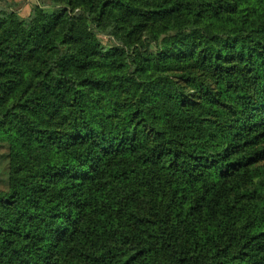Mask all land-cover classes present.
<instances>
[{
	"label": "trees",
	"instance_id": "obj_1",
	"mask_svg": "<svg viewBox=\"0 0 264 264\" xmlns=\"http://www.w3.org/2000/svg\"><path fill=\"white\" fill-rule=\"evenodd\" d=\"M51 2L0 8V264H264V0Z\"/></svg>",
	"mask_w": 264,
	"mask_h": 264
},
{
	"label": "rangeland",
	"instance_id": "obj_2",
	"mask_svg": "<svg viewBox=\"0 0 264 264\" xmlns=\"http://www.w3.org/2000/svg\"><path fill=\"white\" fill-rule=\"evenodd\" d=\"M39 7L45 10L53 9L51 0H0V8L15 12L20 19H27L33 8ZM104 44L111 40L108 37H100ZM8 146L0 143V193L8 190L9 157Z\"/></svg>",
	"mask_w": 264,
	"mask_h": 264
}]
</instances>
